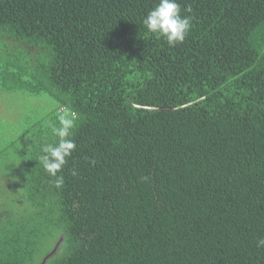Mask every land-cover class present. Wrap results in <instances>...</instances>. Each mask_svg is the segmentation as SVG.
I'll return each instance as SVG.
<instances>
[{"label": "trees", "instance_id": "trees-1", "mask_svg": "<svg viewBox=\"0 0 264 264\" xmlns=\"http://www.w3.org/2000/svg\"><path fill=\"white\" fill-rule=\"evenodd\" d=\"M177 2L169 47L142 23L158 0H0V90L46 107L0 161V264H264V0Z\"/></svg>", "mask_w": 264, "mask_h": 264}, {"label": "clouds", "instance_id": "clouds-1", "mask_svg": "<svg viewBox=\"0 0 264 264\" xmlns=\"http://www.w3.org/2000/svg\"><path fill=\"white\" fill-rule=\"evenodd\" d=\"M192 6H181L177 0H158L156 6L144 17L142 23L149 33L163 38L169 47L182 44L192 27ZM59 127H52V133L57 140L41 146L39 161L51 179V183L60 188L64 184L62 169L75 151L77 145L72 139L75 128V119L70 114L60 115ZM95 163V161H90ZM72 174L75 176L76 170ZM257 248H264V238L256 242Z\"/></svg>", "mask_w": 264, "mask_h": 264}, {"label": "rangeland", "instance_id": "rangeland-1", "mask_svg": "<svg viewBox=\"0 0 264 264\" xmlns=\"http://www.w3.org/2000/svg\"><path fill=\"white\" fill-rule=\"evenodd\" d=\"M45 108L42 105L40 107L37 100L28 99L21 94L0 90V161L8 172L10 168L15 167V160L23 147L21 139L23 133L22 121H25V117L38 120ZM55 248L52 249V252L56 251ZM49 252L43 257L44 259L49 255Z\"/></svg>", "mask_w": 264, "mask_h": 264}]
</instances>
